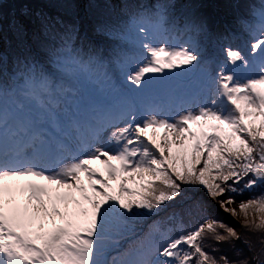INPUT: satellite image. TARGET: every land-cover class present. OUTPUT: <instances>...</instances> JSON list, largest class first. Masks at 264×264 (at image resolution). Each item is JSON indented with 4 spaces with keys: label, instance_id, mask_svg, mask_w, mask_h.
Listing matches in <instances>:
<instances>
[{
    "label": "snow or ice",
    "instance_id": "1",
    "mask_svg": "<svg viewBox=\"0 0 264 264\" xmlns=\"http://www.w3.org/2000/svg\"><path fill=\"white\" fill-rule=\"evenodd\" d=\"M0 264H264V0H0Z\"/></svg>",
    "mask_w": 264,
    "mask_h": 264
},
{
    "label": "rangeland",
    "instance_id": "2",
    "mask_svg": "<svg viewBox=\"0 0 264 264\" xmlns=\"http://www.w3.org/2000/svg\"><path fill=\"white\" fill-rule=\"evenodd\" d=\"M223 216H225V217H223ZM220 218H221V219H222V218H225L226 221L229 222L230 224H235V223H236V221H234V220H229L231 217L226 216V215H223V214H221V217H220ZM231 219H232V218H231Z\"/></svg>",
    "mask_w": 264,
    "mask_h": 264
},
{
    "label": "trees",
    "instance_id": "3",
    "mask_svg": "<svg viewBox=\"0 0 264 264\" xmlns=\"http://www.w3.org/2000/svg\"><path fill=\"white\" fill-rule=\"evenodd\" d=\"M223 217H225V216H223ZM222 219L226 220L225 218H222ZM229 220H233V219L230 218ZM235 224H236V223H235ZM235 224H234V225H235Z\"/></svg>",
    "mask_w": 264,
    "mask_h": 264
}]
</instances>
